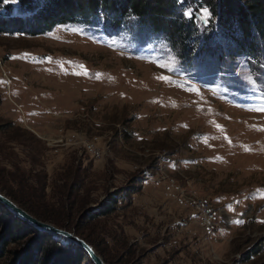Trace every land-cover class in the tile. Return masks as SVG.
<instances>
[{"label": "rangeland", "instance_id": "rangeland-1", "mask_svg": "<svg viewBox=\"0 0 264 264\" xmlns=\"http://www.w3.org/2000/svg\"><path fill=\"white\" fill-rule=\"evenodd\" d=\"M104 18L34 34L2 21L0 192L105 264L264 263V58L182 57L134 15ZM28 226L4 240L0 264L35 241L73 254Z\"/></svg>", "mask_w": 264, "mask_h": 264}, {"label": "trees", "instance_id": "trees-1", "mask_svg": "<svg viewBox=\"0 0 264 264\" xmlns=\"http://www.w3.org/2000/svg\"><path fill=\"white\" fill-rule=\"evenodd\" d=\"M3 1L0 0V6L4 8L0 16L1 31L11 28L2 25L3 20L25 22L29 25L22 29L34 34L56 24L87 22L99 15L105 17L111 27H116L124 16L134 15L138 29L155 30L169 41L175 40L182 57L192 51L195 55L205 54L216 59L239 54L247 58H264V0H16L15 15H9L13 9L9 3L1 5ZM202 5L208 7L211 18L205 20L202 17L199 10ZM186 40L191 41L190 48L186 46ZM133 191L131 189L129 193ZM95 209H90L89 215L103 214L109 206ZM28 227L26 221L0 203V250L5 239L22 237L21 229ZM33 229L36 235L51 236L47 231ZM56 240L42 245L35 241L33 249L25 245L17 253L18 258H14V264H93L90 260L81 262L86 254L75 243L69 242L73 246V254L69 255L67 247L55 243ZM36 250L40 251L39 258L31 261Z\"/></svg>", "mask_w": 264, "mask_h": 264}, {"label": "water", "instance_id": "water-1", "mask_svg": "<svg viewBox=\"0 0 264 264\" xmlns=\"http://www.w3.org/2000/svg\"><path fill=\"white\" fill-rule=\"evenodd\" d=\"M0 203H2L9 211L14 213L17 217L26 221L34 228L38 230L47 231L53 234L54 236L61 238L62 241H71L75 243L86 252L87 256L93 264H105L104 260L102 259L100 254L93 248V246L73 231L37 219L35 216L31 215L29 212H27L21 206L16 204L13 200H11L2 192H0Z\"/></svg>", "mask_w": 264, "mask_h": 264}, {"label": "built area", "instance_id": "built-area-1", "mask_svg": "<svg viewBox=\"0 0 264 264\" xmlns=\"http://www.w3.org/2000/svg\"><path fill=\"white\" fill-rule=\"evenodd\" d=\"M199 208H200L199 212L201 214L202 222H203L202 224H204L205 227L211 229L214 223V215H215L214 211L206 204H199Z\"/></svg>", "mask_w": 264, "mask_h": 264}, {"label": "snow or ice", "instance_id": "snow-or-ice-1", "mask_svg": "<svg viewBox=\"0 0 264 264\" xmlns=\"http://www.w3.org/2000/svg\"><path fill=\"white\" fill-rule=\"evenodd\" d=\"M262 111H264V109H261Z\"/></svg>", "mask_w": 264, "mask_h": 264}]
</instances>
